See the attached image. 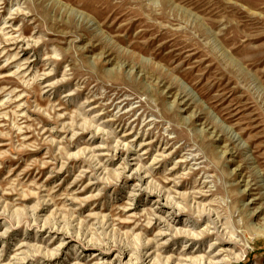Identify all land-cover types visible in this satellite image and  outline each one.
I'll use <instances>...</instances> for the list:
<instances>
[{
  "label": "rangeland",
  "instance_id": "obj_1",
  "mask_svg": "<svg viewBox=\"0 0 264 264\" xmlns=\"http://www.w3.org/2000/svg\"><path fill=\"white\" fill-rule=\"evenodd\" d=\"M191 255L264 264V0H0V264Z\"/></svg>",
  "mask_w": 264,
  "mask_h": 264
},
{
  "label": "bare ground",
  "instance_id": "obj_2",
  "mask_svg": "<svg viewBox=\"0 0 264 264\" xmlns=\"http://www.w3.org/2000/svg\"><path fill=\"white\" fill-rule=\"evenodd\" d=\"M137 170V169H136ZM182 230V229H181ZM180 230V235H181V233L183 232V233H186L187 232V230H183V231H181ZM187 234H189V235H194L193 233L192 234H190V232L189 233H187ZM185 235V234H184ZM192 239H196V237H192ZM188 258V259H187ZM199 256H197V255H191V256H187L186 258H181L182 259V261L183 260H186V261H191L192 262V264H193V262H195V261H197V260H199ZM210 260V259H209ZM208 260V261H209ZM155 261H156V259H155ZM166 261V260H165ZM173 262L174 261V259H172V256H168L167 257V261H166V263L167 262ZM153 262H154V260H153ZM213 262V261H212ZM177 264H183V263H181V262H179V263H177Z\"/></svg>",
  "mask_w": 264,
  "mask_h": 264
}]
</instances>
